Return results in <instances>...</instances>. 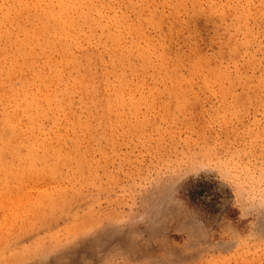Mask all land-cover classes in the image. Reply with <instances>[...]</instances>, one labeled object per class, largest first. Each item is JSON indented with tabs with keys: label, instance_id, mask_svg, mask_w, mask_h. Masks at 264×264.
Wrapping results in <instances>:
<instances>
[{
	"label": "rangeland",
	"instance_id": "rangeland-1",
	"mask_svg": "<svg viewBox=\"0 0 264 264\" xmlns=\"http://www.w3.org/2000/svg\"><path fill=\"white\" fill-rule=\"evenodd\" d=\"M0 264H264V0H0Z\"/></svg>",
	"mask_w": 264,
	"mask_h": 264
},
{
	"label": "bare ground",
	"instance_id": "bare-ground-1",
	"mask_svg": "<svg viewBox=\"0 0 264 264\" xmlns=\"http://www.w3.org/2000/svg\"><path fill=\"white\" fill-rule=\"evenodd\" d=\"M51 14V13H50ZM52 16H53V14H52ZM49 18V17H48ZM52 19V18H51ZM33 169V168H32Z\"/></svg>",
	"mask_w": 264,
	"mask_h": 264
}]
</instances>
